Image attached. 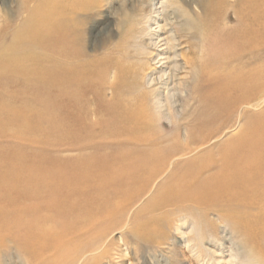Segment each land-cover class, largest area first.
Returning <instances> with one entry per match:
<instances>
[{"label":"bare ground","instance_id":"6f19581e","mask_svg":"<svg viewBox=\"0 0 264 264\" xmlns=\"http://www.w3.org/2000/svg\"><path fill=\"white\" fill-rule=\"evenodd\" d=\"M11 1L2 4L3 9L16 10L12 22L0 27V69L8 64L18 75L38 79L42 75L33 73L46 74L47 87L62 100L91 91L93 71L86 62L85 26L95 10L109 7L106 0ZM214 1L192 0L197 9H168L173 0H147L139 9L122 10L116 33L138 50L133 65L125 69L119 61L127 54L118 46L110 48L107 38L99 39L102 54L94 66L96 86L102 117L111 119V127L102 131L104 118L96 122L99 128L96 123L71 125L64 147L78 152L109 147L113 160L104 165L86 161L83 168L38 170L25 180L28 187L36 179L34 197L42 200L47 221L72 220L60 227L65 234L57 240L51 238V230L24 234L33 241L30 264H100L107 254L105 237L81 241L95 228L87 218L106 222L107 227L126 220L164 176L166 182L139 210L149 215L148 248L162 249L159 238L169 228L170 217L189 208L205 219L213 217V221L206 219L202 229L180 216L175 229L181 249L199 264H250L251 259L259 263L251 253L254 250L247 252L246 244L240 246L226 230L232 224L239 234L250 232L258 239L263 233L264 0H221L222 7L242 3L244 9L241 16L235 14L240 28L232 36L229 29L217 30L220 11L212 9ZM125 3L122 0V7ZM177 10L179 17L174 15ZM25 46L41 53L24 61L20 57L26 53ZM128 85L136 86L132 96L126 91ZM122 93L126 96L120 100ZM191 102L197 106L186 120L184 134H170L167 139L153 133L154 120L160 129L162 121L174 125L183 120ZM88 126L98 136L87 134ZM106 133L107 139L97 138ZM49 179L58 186H43ZM135 185L129 195L122 193ZM8 230L3 238L14 235L12 228Z\"/></svg>","mask_w":264,"mask_h":264},{"label":"rangeland","instance_id":"374dc122","mask_svg":"<svg viewBox=\"0 0 264 264\" xmlns=\"http://www.w3.org/2000/svg\"><path fill=\"white\" fill-rule=\"evenodd\" d=\"M145 1L147 0H126L124 7H122V0H106L109 7L95 10L96 12H94L92 18L87 20L84 34V50L87 55L86 62L91 64L93 71L90 80L93 89L83 97L76 96L71 100H62L54 97L52 90L47 87L48 83L44 80L47 77L46 74L33 73L34 75H42L38 79L33 78L30 74L18 75L10 68L11 66L8 67V64L3 67L4 69H0V264H21L22 261L23 264H30L29 261H31L33 254V241L26 240L23 237L24 234L43 233L42 231L51 230V233H53L51 238L57 240L61 234H65L60 227L72 223V220H68V218L47 221L46 217H44L45 212L40 208L42 200L34 197L36 179L28 187L25 184L26 179L29 180L38 170L53 172L72 167L83 168V163L86 161H98V163L104 165V162L111 163L113 160L112 150L109 147H102L96 151L78 152L66 149L64 144L68 140V130L71 125L77 123H89L91 125V123H96L104 118L101 112L102 107H100L102 101H100L96 86L98 72L94 68L96 61L102 54L99 48V39L104 37L107 38L108 42L110 40V48L114 46L120 47V51H124L127 54L123 59L124 61H119L120 65L124 69L131 67L138 50L135 49L133 43H125L121 34L116 33V23L122 14V10L139 9L138 6ZM199 1L205 3L207 0ZM11 2V0H0V27L12 22L13 18H15L14 12L16 9H3L2 7L3 3ZM173 3V6L168 9H197L193 6L192 0H173ZM221 4V0H215L211 3L212 9H216L217 12L220 11L217 14V30L226 28L231 32V36L232 34L235 35L240 28L235 14L240 16L244 14V9L241 8L242 3L234 8L222 7ZM171 11L169 10L168 12L171 13ZM7 14L11 15L8 16ZM179 14L180 11L178 10L174 13L175 17H179ZM226 15L230 16L229 21L225 19ZM174 28L175 30H180L181 27L174 26ZM100 32L107 33L100 34ZM180 48L178 49L180 50ZM24 49L26 53L20 57L24 61H28L33 56L35 57L41 53L38 48H31V46H25ZM152 67L151 63L149 70ZM108 72L111 79L113 70L111 69ZM131 86L128 85L126 90L129 96H132L137 91L136 86ZM106 94L109 95V92ZM118 96L120 100H123L126 94L122 93L118 94ZM196 106L197 103L191 102L190 107L186 111L184 110L183 120L180 121L179 118L174 125H169L166 121H162L163 128L160 129L154 120L153 133L157 136L162 135L163 138L167 139L170 134H180V132L184 134L185 129H187L186 120H189L192 116ZM105 121L103 125H100L103 128V132L108 131L111 127V119L108 118ZM92 125L94 126V124ZM95 125L96 128H99L97 123ZM85 131L89 135L98 133L94 127L90 126ZM106 137H108L107 133L97 138L107 139ZM166 179L167 176H164L156 186L151 188L150 192L130 210L131 213L129 212L126 220L116 221L112 226L107 227L105 226L106 222V224H100L87 218L89 221H93L95 228L88 235L83 236L81 241L83 243L94 242V237L96 236L105 237V251H107V254L100 264H109L110 262L112 264H171L174 260L179 264H199L198 260H194L191 254L181 249V237L175 229L180 224L178 221L180 216H187V222H189V219L190 222L195 221L202 229L206 228V219L208 222L210 220L213 221L211 216L205 219L202 216L200 217L196 211L189 208L184 209L182 210L183 213H177L175 216L170 217L169 228H166L165 234L159 238V241L164 243L162 249L156 247L148 248L146 243V239L150 237V232L146 229L149 215L147 213L142 214L139 210L152 200L157 186L165 183ZM50 180L43 181L42 185L51 184L53 187L58 186L53 182L54 179L51 182ZM135 188L136 185L128 187L122 193L129 195ZM200 219L203 220V223L200 222ZM8 228L9 230L10 228L13 229L11 231L14 235H11L12 238H3V233ZM235 231V226L230 224L226 233L232 235L233 240L237 238L234 241L239 243L240 246H245L246 244L247 248L245 250H248L247 252L254 250V254L253 252L251 253L258 260V264H264V252H262L264 251V225L262 228L263 233L258 239L250 232L239 234ZM9 256L13 262L10 261Z\"/></svg>","mask_w":264,"mask_h":264},{"label":"clouds","instance_id":"9594fccd","mask_svg":"<svg viewBox=\"0 0 264 264\" xmlns=\"http://www.w3.org/2000/svg\"><path fill=\"white\" fill-rule=\"evenodd\" d=\"M250 264H257V261L251 259Z\"/></svg>","mask_w":264,"mask_h":264}]
</instances>
